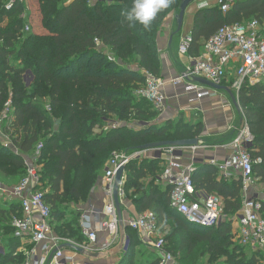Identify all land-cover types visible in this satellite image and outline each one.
<instances>
[{"label": "trees", "instance_id": "trees-1", "mask_svg": "<svg viewBox=\"0 0 264 264\" xmlns=\"http://www.w3.org/2000/svg\"><path fill=\"white\" fill-rule=\"evenodd\" d=\"M35 1L43 29L40 33L26 32L23 2L16 0L7 7V0H0V107L11 95L14 118L9 138L16 146L15 151L0 143V172L14 177L25 174V157L34 154L40 143L36 163L41 165L39 181L47 189L53 232L77 244L87 243L79 226V204L89 201L112 150L141 148L154 137L175 141L202 133L201 123L168 120L162 125L148 124L156 112L149 101L136 94L144 84L141 69L160 73L156 36L166 15L179 12L182 0H173L158 13L147 31L138 24L130 26L122 16L132 0ZM250 18L264 26V0H235L225 13L217 6L196 11L189 54L198 55L201 42L221 26ZM131 63L133 67L128 65ZM29 73L32 80L27 85ZM238 105L253 136L248 148L251 158L258 161L253 176L264 191V83L251 86L244 82L238 91ZM131 120L145 125L132 128ZM114 122L115 126L104 128ZM159 161H130L123 188L127 194L133 190L137 212L154 213L158 229L166 234V248L177 255L172 264L204 260L218 264L220 259V264H258L254 255L245 261V247L234 240L231 221L202 227L171 206L170 188L156 182ZM192 179L196 189L222 198L225 214L233 216L239 211L241 179H227L217 167L200 161ZM7 206L4 211L0 208V215L9 221L0 222V264H21L26 254L18 249H31L34 244L11 235V216L21 210L16 202ZM261 215L264 218V202ZM126 229L128 246L116 264H160L153 250L154 254L135 258L141 244L137 232ZM5 233L8 236L2 240Z\"/></svg>", "mask_w": 264, "mask_h": 264}, {"label": "built area", "instance_id": "built-area-1", "mask_svg": "<svg viewBox=\"0 0 264 264\" xmlns=\"http://www.w3.org/2000/svg\"><path fill=\"white\" fill-rule=\"evenodd\" d=\"M234 2L235 0H194L191 6L194 11L217 6L222 13H225ZM12 3V1L7 3V7H10ZM191 42L192 37L189 33L181 38L178 47L179 54L189 58L182 74L164 79L148 70H140L144 77V84L136 90V94L153 104L156 110L164 111L166 107L167 87L174 88L176 96L187 98L189 103L218 96V90L193 82V77L204 78L225 86L237 95L244 82L251 86L264 83V26L255 18L221 26L203 41L198 55H189ZM96 43L99 44L98 41ZM108 57L111 59L110 55ZM229 83H231L230 86H227ZM45 107L46 110H50L48 102L45 103ZM239 109L242 113L241 127L229 144L220 145L228 146L231 153L221 163L215 164L211 161L223 177L241 179L243 200L239 211L233 215V221L231 218L227 219L220 196L196 189L192 179L196 170L195 160L193 158L187 162L183 160V150L198 147L199 141L193 146H159L132 154L114 151L101 176L102 191L106 200L102 206L88 204L86 208L81 209L79 226L87 239V244L80 246L53 232L50 224L51 206L45 199L47 189L43 191L37 189L39 174L25 159L26 174L19 182L12 186H2L0 183V191L6 193L12 202L18 203L21 210L19 214L11 216L10 222L13 229L11 235L34 244L30 250L23 247L18 249L26 254V260L22 264H93L87 260L89 256L76 251H66L69 248L59 246L72 243L83 247L88 252L100 253L113 245L116 237L120 236L119 221L112 195L116 172L120 167H124L118 189L120 201L126 195L123 188L126 165L132 160L140 161L145 158L163 160L160 179L170 188V204L189 222L210 227L224 221H231L235 227L236 242L244 247L264 251V218L261 215L264 191L262 185L258 186V179L253 176V166L258 162L252 159L248 152L253 136L245 121L242 108ZM13 110L10 95L0 115V139L4 141H10ZM110 125L115 126L116 122L107 124L104 128L107 129ZM40 149L39 143L35 147V154ZM14 150L16 151V147ZM144 151H150L151 154L140 158V153ZM178 151L181 152L180 155H177ZM126 226L140 234L141 242L155 252L160 264L174 262V256L166 248L165 237L158 229L156 217L152 211L145 210L131 217ZM99 233L105 236L101 242ZM38 244H41L40 254L36 248Z\"/></svg>", "mask_w": 264, "mask_h": 264}, {"label": "crops", "instance_id": "crops-1", "mask_svg": "<svg viewBox=\"0 0 264 264\" xmlns=\"http://www.w3.org/2000/svg\"><path fill=\"white\" fill-rule=\"evenodd\" d=\"M195 12L196 11H194L190 4L185 11L182 26L179 30L175 21L174 12L168 14L162 22L161 28L156 36V45L160 60L159 75L164 79L176 77L184 71V67L189 58L188 56L179 54L178 47L181 38L192 31ZM201 49L202 46L200 48V52ZM189 55L192 56L191 54ZM175 91L176 90L174 88L167 87L166 95L168 100L164 109L165 116L175 117L176 114L182 113L185 117L192 120V122L201 123L202 125V133L197 137L199 146L194 149L185 148L183 150V160L187 162L193 158L195 160V164L199 161L209 164H212L211 161H214L215 164L221 163L225 158H227V156H229L231 150L228 146L221 147L220 145L229 144V142L236 136L242 125V113L240 109L235 107L231 94L237 99V101L238 95L233 93L231 90V94L221 90L225 92V94H223L218 90V96L216 97L203 98L196 102L189 103L187 98L183 96H176ZM25 158L30 160V155ZM156 182L163 188L167 187V185H165L160 178L157 179ZM102 183L103 181L101 179L89 201L84 204H79V209L86 208L88 204L96 207L102 206L106 200L102 191ZM127 196L128 194L126 193L125 197L120 200V213L123 231L119 226L120 236L116 237L113 245L108 250L100 253L95 252V254H97L96 256L87 257V260H90L93 264H116L121 259L123 251L125 250V242L128 243V232L126 233L127 221L139 213L136 211L132 201H129ZM232 228L235 234V227L233 225ZM99 234V240L101 242L105 236L101 233ZM121 234H123L122 244L120 243ZM137 235L139 242L142 243L140 240V234L137 233ZM234 240L236 241L235 237ZM120 246H122L121 249ZM36 248L38 250V254H40L41 244H38ZM66 251L75 252L73 249Z\"/></svg>", "mask_w": 264, "mask_h": 264}, {"label": "rangeland", "instance_id": "rangeland-1", "mask_svg": "<svg viewBox=\"0 0 264 264\" xmlns=\"http://www.w3.org/2000/svg\"><path fill=\"white\" fill-rule=\"evenodd\" d=\"M10 1H12L14 3L16 0H7V3H9ZM20 1L24 3V13L22 14V16L27 21V24L25 25L26 32L30 31L31 29H32L33 32H37V33L43 32L42 26H41L40 21H39V16H38V14L36 13V10H35L37 8L36 7V3H35L36 1L35 0H20ZM60 1H62V2L64 1L65 2V0H60ZM177 13H178V11H177ZM177 13H174V14L176 15ZM106 50L108 51V49H105V51ZM128 65H129V67H133L134 66L133 63L128 64ZM25 79L27 80L26 81L27 85H29L31 83V80H32V74L31 73L27 74ZM219 92L225 94L224 91L219 90ZM138 99H139V97H138ZM3 107H4V105L0 107V115H1V111H2ZM152 108L156 112V116L149 118L148 124L162 125L168 120L171 121V122L179 121V122H181V124H182V122H188V123L192 122V120H190L187 117H185L182 113L176 114L175 117L174 116L166 117L164 111H158L153 106H152ZM141 124H143V123H141ZM141 124L138 121H134V120H131V123H129V125L132 128H142L143 126H140ZM143 125H145V124H143ZM96 132H98L97 128H96ZM150 141H151L150 143L161 142L158 139H156L155 137H154V139L151 138ZM0 143H3L4 145H6L8 147H11L13 149L16 147L11 141H4V140L0 139ZM126 148L127 147H122L120 150H117V149L112 150V152L109 154V156L107 158V161L109 160L111 154L114 151H123L125 153L132 154V153L137 152V151L147 150V149H142V148L127 150ZM150 154H151L150 151H144L143 153H140V158H141V156L145 157V156H149ZM36 160H37V156L34 153V154L30 155V160H28V163L31 164L32 167L34 168L35 172H37L39 174L38 170L41 168V165L37 164ZM162 162H163V160H160L158 162V165L160 167V170L156 173V176H157L158 179L160 178V175H161V169H162V166H163ZM25 174H23L21 176H18V177H16V176L14 177V176H6L4 173L0 172V183H1L2 186H12V185L16 184L21 178H23L25 176ZM38 176L40 178V174ZM143 182L146 183V181H143ZM257 184H258V186L261 185L258 180H257ZM37 189L43 191V190L46 189V185H43V182L39 181V186H38ZM127 197L129 199V201L133 200V190H129L128 191V196ZM10 202H12V201H11L10 198H8L6 196V193L0 191V208H1V210H3L5 208V206L9 205ZM6 216H8V215H6ZM227 216H228L227 217L228 220H230V218H231V220L233 221L234 216H230L229 214ZM67 217H68V215H67ZM69 218H71V217L69 216L68 219ZM0 222L8 223L9 221H8L7 218H5V217L0 215ZM162 234L165 237L166 234L164 232H162ZM4 235L5 236L2 237V240L3 239L5 240L7 238V236H8V235H6V233ZM0 236H1V233H0ZM86 244L87 243H81L79 245L80 246H86ZM140 244L141 245H138L136 247L135 258L141 259L143 256H147L148 254H154L150 247L145 246L142 243H140ZM26 250H30V249H26ZM243 254H244L245 261L249 260L250 257L252 255H254L256 257L257 261H258V264H264V251H260V250H257L255 248L245 247V248H243ZM173 255L176 258L177 255H175V254H173ZM24 262H25V260L22 263H24ZM222 262H223V259H220V262H218V264H220ZM7 264H11V263H7ZM200 264H210V263H208L206 260H204ZM212 264H216V263H212Z\"/></svg>", "mask_w": 264, "mask_h": 264}, {"label": "water", "instance_id": "water-1", "mask_svg": "<svg viewBox=\"0 0 264 264\" xmlns=\"http://www.w3.org/2000/svg\"><path fill=\"white\" fill-rule=\"evenodd\" d=\"M194 0H182L181 4H180V8H179V12L175 15V21L178 27V30L181 28L182 26V21L184 18V14L186 9L188 8V6L193 2ZM193 82L199 83L203 86L212 88L214 90H224L226 92H228L229 94H231V91L229 90V88L222 86V85H218L215 83H212L204 78H200V77H193L192 78ZM232 96V100L233 103L235 105V107L237 109H239V105L238 102L236 100V98L231 94ZM198 144V139L194 138V139H186V140H175V141H161V142H153V143H148L143 145L141 148L142 149H151L154 147H159V146H167V145H174V146H193V145H197ZM251 144H249L248 147H250ZM180 151L177 152V155H180ZM123 170L124 167H120L115 175L114 178V184H113V191H112V195H113V200H114V204H115V208H116V212H117V216H118V220H119V226L121 227V229L123 228L122 226V222H121V213H120V201H119V197H118V189H119V185L121 182V177L123 174ZM123 231V229H122ZM123 242V234H121V240L120 243L122 244ZM128 246V243L125 242L124 245V249H126ZM60 248H69V249H73L74 251L83 254V255H87V256H96L97 254H93V252H88L87 250H85L83 247L77 246L75 244L72 243H64L61 244L59 246Z\"/></svg>", "mask_w": 264, "mask_h": 264}, {"label": "clouds", "instance_id": "clouds-1", "mask_svg": "<svg viewBox=\"0 0 264 264\" xmlns=\"http://www.w3.org/2000/svg\"><path fill=\"white\" fill-rule=\"evenodd\" d=\"M172 3L173 0H132L130 8L122 12V16L130 26L138 24L147 31L157 14L169 8Z\"/></svg>", "mask_w": 264, "mask_h": 264}]
</instances>
